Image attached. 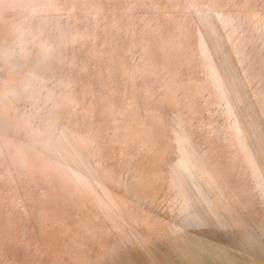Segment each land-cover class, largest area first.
Returning a JSON list of instances; mask_svg holds the SVG:
<instances>
[{
    "label": "bare ground",
    "instance_id": "6f19581e",
    "mask_svg": "<svg viewBox=\"0 0 264 264\" xmlns=\"http://www.w3.org/2000/svg\"><path fill=\"white\" fill-rule=\"evenodd\" d=\"M69 2L132 4L143 0ZM3 11L8 16L16 13L12 6ZM141 15V10L128 13L117 10L115 20L97 21L93 19L95 11L92 9L74 12L70 23L81 36L77 37L76 31L72 33L73 43L64 50V56L67 58L65 70L75 74V82L67 90L58 86L55 96L57 102H62L69 110L81 111L83 102L76 108L73 101L77 93L87 90L91 93L87 103L96 106L97 123L106 133L110 131L111 122L107 117L100 119L103 107L100 102L109 96L118 103L131 102L120 117L118 139L135 140L140 146L133 170L153 177L164 176L166 183L154 185L148 194L142 187L129 190L122 186L120 169L128 161L126 158L121 160L119 143L112 144L108 157L113 176L105 178L102 172H94L82 162V147L70 142L48 141L47 137L36 135L45 126V114L34 108L31 127L10 136V148L5 146L0 130V207L10 199L5 196L9 191L8 170L16 174L19 168L20 172L15 176L20 186L15 217L22 222L29 218L33 205L20 185V175H33L42 161L62 172L67 181L87 184L91 188L86 205L76 207L65 202L55 185H50L54 202L48 211L53 216L71 222L74 216L93 210V214L106 223L114 218L128 217L134 222L138 220L137 226L152 236L148 243L129 242L115 251L106 240L103 243L96 241L89 247V254L101 264L105 261L107 264H145L146 261L149 264H264V221L259 206L248 213L244 226L229 228L178 220V214L174 215L169 207V201L177 196L193 202L213 200L220 194L217 192L221 183L218 176L225 177L230 186V193L225 195L251 196L264 182V167L256 159L254 173L247 170L225 142L230 139L224 116L226 109L219 105L211 86L203 82L197 65L198 40L195 46H185L179 67L176 62L167 61L165 56L151 57L150 67L137 63L143 46L131 34L129 23L137 21ZM27 18L14 25L20 24L25 38L31 43H26L22 51L18 49L19 58L11 75L0 72V110L6 106L3 102L5 93L35 94L38 98L48 95L47 90L41 91V72L36 67V58L42 48L47 51L50 47L45 44L48 33H58L54 30V21ZM133 30L138 31V28ZM41 32L43 36H40ZM201 34L207 43V32L202 30ZM5 81H8L7 85ZM247 106L258 130L264 119L258 92L249 96ZM22 108L17 105L21 114ZM46 141L51 145L47 149L44 148ZM38 153L41 161L35 159ZM127 175L124 168L123 176ZM169 186L173 191H169ZM159 221L174 224L175 229L164 230ZM3 228L4 213L0 211V260L10 261L15 257L4 250ZM68 239L70 241L71 237ZM38 260L45 264L48 255H40Z\"/></svg>",
    "mask_w": 264,
    "mask_h": 264
},
{
    "label": "snow or ice",
    "instance_id": "6c2138e0",
    "mask_svg": "<svg viewBox=\"0 0 264 264\" xmlns=\"http://www.w3.org/2000/svg\"><path fill=\"white\" fill-rule=\"evenodd\" d=\"M11 6L12 0H0V10ZM78 9L94 10L93 19L97 21L115 20L117 10L124 13L141 10L143 15L129 23V30L143 46L137 63L145 67L151 66V57L161 56H165L169 62H176L179 67L185 46H195L198 40L197 65L203 82L211 86L219 105L226 109L224 116L230 139L225 142L247 170L254 173L256 159L264 167V119L257 130L247 106L249 96L258 92L261 110L264 111V0H143L132 4L41 0L33 6V15L27 19L41 17V22L54 21V30L58 33H48L45 44L50 47L47 51L42 48L36 58V67L41 72V91L47 90L48 95L38 98L28 93L4 94L6 106L0 110V130L6 147H11L10 136L29 130L32 109L38 108L45 114V126L36 135L47 137L48 141L70 142L82 147V162L94 172H102L105 178L113 176L108 157L112 144L119 143L121 160L126 158L128 161L120 169L122 186L129 190L142 187L144 193L148 194L154 185L166 183L164 176L153 177L133 170L132 164L140 146L135 140L118 139L120 117L131 102L118 103L111 96L100 102L103 105L100 119L107 117L111 122L107 133L97 123L96 106L87 103L91 94L87 90L77 93L73 101L76 108H80V102H83L81 111L69 110L62 102H57L56 88L71 89L75 82V74L65 70L67 58L64 50L73 43L70 37L76 30L70 19ZM135 28L138 31L133 30ZM202 30L208 34L207 43ZM43 35L41 32L40 36ZM76 36L80 37L81 34L76 31ZM36 38L39 37H33ZM26 43L31 41L25 38L20 24L0 31V49L4 52L0 59L14 70L19 58L18 49L22 51ZM17 105L23 106L22 114ZM48 141L44 144L45 149L51 146ZM35 159L41 161L39 153ZM124 168L127 169V177L123 176ZM19 172V168L16 174L8 170L9 191L5 196L10 199L0 207L4 213L3 247L15 259L0 260V264H40L38 257L44 254L48 255L45 264H101L89 254V247L98 240L101 243L106 240L115 251L129 242L145 244L152 239L148 232L137 226L138 220L134 222L128 217L114 218L106 223L100 216L94 215L93 210H85L74 216L71 222H63L53 216L48 211L54 202L50 185H55L65 202L76 207L86 205V196L91 188L87 184L67 181L62 172L42 161L33 175H20V185L31 198L33 209L26 221L17 220L15 212L19 201L16 197L20 194V186L15 176ZM217 179L221 182L217 189L220 194L213 200L193 202L177 196L169 201V207L174 215L178 214V220L213 223L221 228L242 227L247 222L248 213L259 206L264 221V182L253 190L251 196L237 197L225 195L231 191L225 177L218 176ZM169 191H173L171 186ZM158 223L164 230L175 229L174 224L165 221Z\"/></svg>",
    "mask_w": 264,
    "mask_h": 264
},
{
    "label": "clouds",
    "instance_id": "9594fccd",
    "mask_svg": "<svg viewBox=\"0 0 264 264\" xmlns=\"http://www.w3.org/2000/svg\"><path fill=\"white\" fill-rule=\"evenodd\" d=\"M35 0H13L12 7L15 8L16 13L14 16H8L3 10H0V31L11 27L25 17L33 15V6L36 4ZM4 52L0 49V57H3ZM13 68L11 65H6L3 60L0 59V72L11 75L13 73ZM8 84V81H5Z\"/></svg>",
    "mask_w": 264,
    "mask_h": 264
}]
</instances>
